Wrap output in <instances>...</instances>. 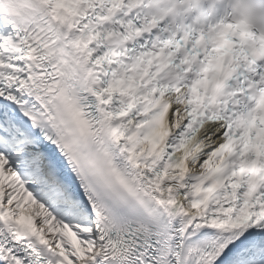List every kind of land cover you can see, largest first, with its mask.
I'll use <instances>...</instances> for the list:
<instances>
[{
	"label": "snow or ice",
	"instance_id": "1",
	"mask_svg": "<svg viewBox=\"0 0 264 264\" xmlns=\"http://www.w3.org/2000/svg\"><path fill=\"white\" fill-rule=\"evenodd\" d=\"M0 264H264V0H0Z\"/></svg>",
	"mask_w": 264,
	"mask_h": 264
}]
</instances>
